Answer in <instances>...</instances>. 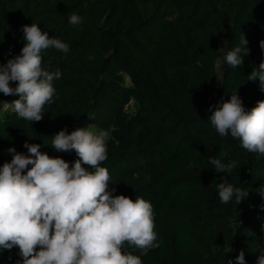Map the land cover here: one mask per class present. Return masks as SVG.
Wrapping results in <instances>:
<instances>
[{
  "label": "trees",
  "instance_id": "obj_1",
  "mask_svg": "<svg viewBox=\"0 0 264 264\" xmlns=\"http://www.w3.org/2000/svg\"><path fill=\"white\" fill-rule=\"evenodd\" d=\"M165 1L179 18L166 32L171 48L164 61L149 64L145 70L129 61L124 49L142 47L141 31L153 25V18L119 20L112 11H106L105 3L97 7L101 23L96 26V53L71 58L74 67L95 84L86 102L85 123L110 132L108 159L101 164L109 171V191L115 189L113 195L123 194L133 200L142 196L153 205L158 246L146 255L135 246L125 245V249L141 256L143 264H228V260L236 264L241 250L246 264H256L257 249L264 248V196L259 191L264 188V157L247 152L230 135L220 137L208 121L211 112L207 110L229 100L237 89L240 96L250 62L260 53L259 42L264 40V0H247L254 11L252 16L246 14L242 2ZM21 5L19 0H0V35L5 39L0 46V63L19 55L24 46L25 42L19 44L22 39L17 29L25 8ZM31 12L32 20L39 21L40 10ZM155 17L165 21L163 12H156ZM242 33L251 53L242 67L233 69L223 57L238 44ZM219 49L223 52L222 74L214 95L213 88L199 82L207 66L198 64L202 52L216 55ZM10 86L16 83L10 82ZM137 92L142 108L134 114L124 104ZM66 96L71 99L70 93ZM18 98L0 93V111L4 101ZM251 98L245 103L246 109L264 100L258 81ZM53 101L45 107L40 122L20 119L11 110L2 112L0 167L12 159L9 147L28 154L25 142L41 145L42 153L60 156L70 162V167L78 159L74 151L56 152L50 146L52 136L59 132L56 112L60 96L55 94ZM102 118H109L110 124ZM210 158L238 162L240 167L227 179L248 190L249 195L237 207L219 202L216 184L225 174L212 168ZM0 264H22L19 248L0 250Z\"/></svg>",
  "mask_w": 264,
  "mask_h": 264
},
{
  "label": "clouds",
  "instance_id": "obj_2",
  "mask_svg": "<svg viewBox=\"0 0 264 264\" xmlns=\"http://www.w3.org/2000/svg\"><path fill=\"white\" fill-rule=\"evenodd\" d=\"M81 22L78 14L69 16L71 25ZM22 32L25 43L19 55L0 63V93L19 97L4 101L5 110L31 123L40 122L45 107L54 102L53 81L62 76L60 70L42 66L41 52L54 48L67 54L69 45L49 37L34 23L23 25ZM248 44L242 33L238 44L226 51L224 63L233 69L242 67L251 53ZM259 47L264 52V40ZM247 81H258L264 91V59L252 68ZM207 111L211 112L208 121L220 137L230 135L247 152L264 157V100L246 109L237 89L229 100ZM52 137L54 151L76 153L78 159L71 167L60 156L42 153L39 144L25 142L28 154L14 147L7 149L12 159L0 167V250L18 247L22 264H143L141 256L128 252L125 245L135 246L141 255L158 246L154 209L142 196L133 200L113 195L115 189L109 191V171L101 164L108 159L110 132L95 130L90 124L70 133L65 127ZM209 163L225 174L216 184L219 202L237 207L249 195L227 179L240 167L238 162L210 158ZM259 191L264 196V188ZM257 253L256 264H264V248ZM235 259L236 264H246L243 250Z\"/></svg>",
  "mask_w": 264,
  "mask_h": 264
},
{
  "label": "rangeland",
  "instance_id": "obj_3",
  "mask_svg": "<svg viewBox=\"0 0 264 264\" xmlns=\"http://www.w3.org/2000/svg\"><path fill=\"white\" fill-rule=\"evenodd\" d=\"M21 6L25 8L20 12L22 23L19 22L17 29L21 34L22 39L19 44L23 45V25L43 24L40 27L45 28L49 37L61 39L69 45L67 54L58 51L54 48L43 50L42 66L49 71L60 70L62 76L60 79L53 81V86L56 89V95L61 98V105L57 111V125L59 131L67 127L68 132L76 128L87 127L85 123V107L89 100L91 87L94 84L83 72L74 67L71 58L75 55L76 58L83 59L86 55L96 53L97 33L96 26L100 24V17L97 7L105 3L106 11H112L116 18L123 21H142L147 18H153L152 24L141 31L143 41L142 47L132 49L126 47L124 52L126 58L131 61L137 68L145 70L149 64H156L164 61L171 48V42L166 36L169 29L175 27V22L179 18V14L172 10L165 0H19ZM229 5H234L242 2L245 5L246 14L252 16L253 9H250L247 0H223ZM10 4L6 3V6ZM22 9V8H20ZM33 9L40 10L37 14L39 21H33ZM164 14L165 21L155 17V13ZM73 13L78 14L82 18V22L78 25L69 23V16ZM106 13V12H105ZM20 20V19H19ZM41 22V23H40ZM2 41L5 39L1 38ZM1 49V47H0ZM6 55V54H5ZM222 49L218 50L216 55H209L205 52L201 53L200 64L207 67L204 75L199 77V82L203 87L213 88L214 95L216 94L222 74ZM7 57V55H6ZM264 52L260 49L258 56L250 62L248 71L245 75V84L240 94L244 104L251 102V96L254 93L256 82L247 81V75L252 71L254 66H258ZM219 62V65H218ZM73 68V69H72ZM126 84L130 83V79L125 75ZM70 93L71 99H67ZM141 95L139 92L135 96L130 97L125 101L124 108L130 113H138L142 108ZM11 102V101H10ZM244 105L247 108V105ZM2 111H5L4 104ZM102 117V114H100ZM103 120L105 118H102ZM106 124H110V119H105ZM95 129V127H94ZM96 130V129H95Z\"/></svg>",
  "mask_w": 264,
  "mask_h": 264
}]
</instances>
